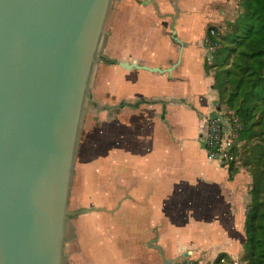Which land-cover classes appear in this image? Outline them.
<instances>
[{
	"label": "crops",
	"instance_id": "crops-1",
	"mask_svg": "<svg viewBox=\"0 0 264 264\" xmlns=\"http://www.w3.org/2000/svg\"><path fill=\"white\" fill-rule=\"evenodd\" d=\"M192 16L176 31L181 49L156 45L151 32L149 51L139 53L131 38L118 58H101L114 62L105 64L114 66V151L105 164L112 169L101 178L113 185L98 197L73 198L62 264H244L251 178L243 169L230 177L206 156L207 119L223 108L203 70L205 26L193 41ZM177 60L170 75L115 64L166 69Z\"/></svg>",
	"mask_w": 264,
	"mask_h": 264
},
{
	"label": "water",
	"instance_id": "water-1",
	"mask_svg": "<svg viewBox=\"0 0 264 264\" xmlns=\"http://www.w3.org/2000/svg\"><path fill=\"white\" fill-rule=\"evenodd\" d=\"M115 1L0 0V264H62L84 103ZM171 39L183 47L174 28ZM178 63L115 62L160 75Z\"/></svg>",
	"mask_w": 264,
	"mask_h": 264
},
{
	"label": "rangeland",
	"instance_id": "rangeland-1",
	"mask_svg": "<svg viewBox=\"0 0 264 264\" xmlns=\"http://www.w3.org/2000/svg\"><path fill=\"white\" fill-rule=\"evenodd\" d=\"M143 1L156 3L159 13L154 11L151 3L142 5ZM236 11L235 0H118L112 3L108 12L98 54L101 58L114 60L120 55L119 47L131 38L134 39V48H137L139 53L146 49L149 51L151 32L155 33L152 41H155L156 45L175 47L171 39V28H174L178 34L186 28L183 23L185 18L193 15L196 23L187 20L188 28L193 25L194 38L192 39L193 41L200 40L199 36H201L202 25H204L203 46L207 49V57L210 60V47H207L208 44L205 43L206 31L210 27H221L225 24L224 21L233 19ZM177 39L179 40L178 37ZM134 56L135 53L132 52L127 58L132 60ZM105 64L99 61L94 66L89 82V98L84 103L79 128L67 212L72 207L73 198L77 194L80 200L90 199L93 196L103 195L101 190L109 188L112 190L113 182L102 180L103 174H107L110 168L112 169V166L105 164L112 162L114 151V110L112 106L114 66L109 67ZM90 99L96 102V107ZM243 145V143L238 144L234 163L238 162V167L243 164ZM245 171L247 172L246 169ZM249 176L251 178V175Z\"/></svg>",
	"mask_w": 264,
	"mask_h": 264
},
{
	"label": "trees",
	"instance_id": "trees-1",
	"mask_svg": "<svg viewBox=\"0 0 264 264\" xmlns=\"http://www.w3.org/2000/svg\"><path fill=\"white\" fill-rule=\"evenodd\" d=\"M235 1L233 19L206 31L210 60L205 59L203 70L212 78L218 108L236 124L235 160L228 167L229 175L246 169L252 179L244 221V264H264V0ZM240 143L244 144L242 168L234 164Z\"/></svg>",
	"mask_w": 264,
	"mask_h": 264
},
{
	"label": "built area",
	"instance_id": "built-area-1",
	"mask_svg": "<svg viewBox=\"0 0 264 264\" xmlns=\"http://www.w3.org/2000/svg\"><path fill=\"white\" fill-rule=\"evenodd\" d=\"M237 145L236 124L229 113L217 110L208 118L204 147L208 160L228 168L235 160Z\"/></svg>",
	"mask_w": 264,
	"mask_h": 264
},
{
	"label": "flooded vegetation",
	"instance_id": "flooded-vegetation-1",
	"mask_svg": "<svg viewBox=\"0 0 264 264\" xmlns=\"http://www.w3.org/2000/svg\"><path fill=\"white\" fill-rule=\"evenodd\" d=\"M102 62H104V60H102ZM106 63V62H105ZM107 64V63H106ZM93 106L96 107V102H93Z\"/></svg>",
	"mask_w": 264,
	"mask_h": 264
}]
</instances>
